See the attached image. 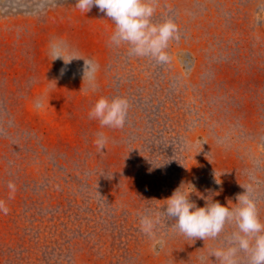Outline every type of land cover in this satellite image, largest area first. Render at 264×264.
Segmentation results:
<instances>
[{
    "label": "rangeland",
    "instance_id": "1",
    "mask_svg": "<svg viewBox=\"0 0 264 264\" xmlns=\"http://www.w3.org/2000/svg\"><path fill=\"white\" fill-rule=\"evenodd\" d=\"M75 3L0 0V264H219L210 252L234 225L192 240L161 216L154 240L139 220L191 183L198 207H235L251 185L264 222V0H155L153 23L181 37L167 64L111 44L110 18ZM55 41L81 58L53 60ZM117 96L122 129L89 118Z\"/></svg>",
    "mask_w": 264,
    "mask_h": 264
},
{
    "label": "clouds",
    "instance_id": "2",
    "mask_svg": "<svg viewBox=\"0 0 264 264\" xmlns=\"http://www.w3.org/2000/svg\"><path fill=\"white\" fill-rule=\"evenodd\" d=\"M155 0H76L75 7L88 13L96 7L115 25V31L110 37V43L120 47L128 45L129 55L153 59L158 64L170 61L168 47L170 42L181 37L177 24L171 20L153 23L156 12ZM50 55L53 60L62 59L65 66L73 59L81 58L66 42L55 41L50 45ZM83 80L88 81L89 89L96 90V73L98 64L91 59H84ZM63 72V69H62ZM40 105H37L39 107ZM129 102L125 97L99 98L89 112V118L97 120L102 128L122 129L127 121ZM107 138L97 134L95 144L99 150H104ZM151 163V162H150ZM151 172L156 167L151 163ZM217 182V181H216ZM181 183L172 195L165 199L162 212L141 215L140 230L150 239L155 240L156 231L161 223V216L170 222L171 226L189 239H216L225 231L226 226L234 225V230L226 236L224 243L210 252V257H216L219 264H264V222H261L257 204L253 198V187L242 186L245 190L236 196L235 207L222 205L208 196L203 207H198L191 199L193 193ZM219 184V183H218ZM8 189L15 192V185L9 182ZM195 188V187H194ZM0 211L7 212L4 203L0 201ZM162 245L163 241H156ZM243 254V257H241ZM204 260L203 257L200 258Z\"/></svg>",
    "mask_w": 264,
    "mask_h": 264
}]
</instances>
